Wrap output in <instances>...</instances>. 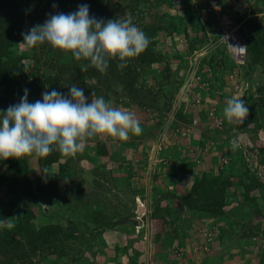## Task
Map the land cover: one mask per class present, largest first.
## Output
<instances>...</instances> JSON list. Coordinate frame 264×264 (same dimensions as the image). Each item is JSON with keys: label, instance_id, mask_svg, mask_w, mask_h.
<instances>
[{"label": "rangeland", "instance_id": "obj_1", "mask_svg": "<svg viewBox=\"0 0 264 264\" xmlns=\"http://www.w3.org/2000/svg\"><path fill=\"white\" fill-rule=\"evenodd\" d=\"M111 1L116 7L100 18L131 15L150 40L148 60L131 63L133 91L126 92L116 80L112 60L103 74L94 67L82 72L81 65L90 62L77 61L70 52L47 43L31 49L21 45L22 33L49 18L47 8L28 17L15 12L19 20L6 50L12 53L10 75H0V98L34 77L29 103L42 101V93L53 89L67 95L76 85L89 100L103 97L113 107L134 112L142 133H130L124 141L90 139L72 157L54 150L51 159L0 160V222L8 229L15 215L28 210L35 215V228L51 224L60 232L52 254L46 251L42 260L34 255L25 264H264V51L258 59L246 53L241 62L233 60L208 0ZM229 2L230 8L220 5L228 13L247 5L246 19L260 27L264 41V0ZM32 4L35 0L30 9ZM81 4L99 19L89 0L74 1L65 14ZM150 24L160 27L152 37L145 32ZM234 24L245 43L250 30ZM46 76H57L60 88L46 82L42 87ZM236 94L249 108L241 125L223 115ZM21 98H8L0 110ZM235 138L240 147L233 151ZM197 184L191 198L220 203L218 212L187 206L189 198H184ZM41 205L48 206L44 214ZM122 220L127 222L116 224ZM69 232L75 233L64 238Z\"/></svg>", "mask_w": 264, "mask_h": 264}, {"label": "clouds", "instance_id": "obj_2", "mask_svg": "<svg viewBox=\"0 0 264 264\" xmlns=\"http://www.w3.org/2000/svg\"><path fill=\"white\" fill-rule=\"evenodd\" d=\"M22 36L21 45L26 49L47 43L53 49L70 52L77 61H89L81 65L82 72L94 67L102 74L111 60H118L119 69L126 68L129 60L144 52L150 43L133 23L131 15L104 21L90 16L88 4L79 5L75 12L50 14L42 25L33 26ZM221 39L227 41L228 37ZM42 96V101L29 103L25 89L18 104L10 105L6 111L0 110V160L26 156L45 158L54 150L64 157H72L90 139L108 136L124 141L130 133L140 135L143 131L134 112L113 107L103 97L89 100L83 88L76 85L69 88L67 95L53 89L43 92ZM241 96L233 95L223 109L230 124L241 125L249 115ZM230 145L233 151L237 150L239 138L230 141Z\"/></svg>", "mask_w": 264, "mask_h": 264}, {"label": "trees", "instance_id": "obj_3", "mask_svg": "<svg viewBox=\"0 0 264 264\" xmlns=\"http://www.w3.org/2000/svg\"><path fill=\"white\" fill-rule=\"evenodd\" d=\"M81 2L84 3L87 0H51L49 4L42 5L40 0H35V4H32L31 9H30V2L31 0H0V75L4 73L5 77L8 75V70L10 67V62L12 61V53L9 51L7 52L6 50L9 49V41L11 40L12 37V27L14 26V23L19 20L18 16L16 15V11H20V14L24 13L26 17L31 16V15H36V13H42L43 11H47V8H50L52 15L57 14V13H65L68 9L69 6L74 2ZM209 2H216L219 5H224L226 4L228 8H230L231 4L229 0H208ZM226 1V3L224 2ZM235 1V0H234ZM89 3H91V6L95 9L96 13H98L99 19H104L100 18V15L106 13V10L114 6L116 7V2H112L111 0H89ZM55 5V7H54ZM247 5L243 6V9L241 10H236L233 8V12L231 13L233 15L234 21L240 25V28H248L250 30L249 36L245 38V45H246V52L252 57V58H257L260 56L262 51H264V41L262 40L260 36V27L255 24V22L251 19H246L245 16V9ZM20 8V9H19ZM23 8H27L29 12H23ZM153 24V23H152ZM151 25V24H150ZM146 25L145 26V32H151V37L154 36V34L157 33V31L160 30V27L156 30L152 27V25ZM152 27V30H151ZM16 29V28H15ZM12 31V32H11ZM261 49V50H260ZM149 53L151 52L149 50H145L142 52L139 56L132 58L128 62V66L124 69H119L118 68V60H112L110 63V67L116 68L115 73L113 74L116 80L122 85L123 89L126 90V92L130 93L131 90L133 91V83L134 80L133 78L136 76V73L134 72L135 69L131 68V63L134 61L140 63L141 60H148L146 58V55L148 56ZM3 57L6 59L4 60ZM262 57V56H261ZM263 58V57H262ZM264 62V58H263ZM66 66L62 68L63 72H66L68 76H70L69 69L65 68ZM18 77L22 76L20 72L16 73ZM17 76H13V78H16ZM12 78V79H13ZM11 79V78H9ZM11 79V81H12ZM10 82V81H9ZM36 79L34 77L33 80L26 81L25 83L23 82L22 88L20 90H14L13 87L11 88L10 92L7 94L5 92L4 97L0 98V104L5 103L8 98L11 99H16L24 96V90L27 89L29 92L35 91V86H36ZM48 83L52 87L55 88H60L59 86V80L57 76H46L44 80H41L40 85L44 87V83ZM13 83V82H12ZM11 83V84H12ZM33 86V88H31ZM264 86V82H263ZM91 87L92 86H88ZM44 88H38V91L43 90ZM22 90V92H20ZM135 91V90H134ZM20 92V93H19ZM50 92V91H49ZM261 105L263 104V101H260ZM7 109H5L6 111ZM52 153H50L45 159H51ZM41 160L44 158H40ZM40 190H42L44 184L42 185L39 183ZM17 185V184H13ZM197 185H193L190 190V194L184 198V200L188 201V207L190 208H195L197 205V209H200L202 211L206 210L209 211L211 214H215V209L217 210V206L221 205L218 203L217 205H212L214 204L211 203H206V202H198L191 198V196L196 192ZM251 189V186H249ZM197 197V195L195 194ZM247 197V196H246ZM5 211H7L5 209ZM47 208H42L40 209V213L44 214L46 213ZM154 212V210H153ZM213 212V213H212ZM11 215V213H9ZM8 215V216H9ZM14 224L13 227L8 229L3 226L0 227V264H25L27 259L30 257H35L39 259H44L45 252H49L52 254V249L50 246L53 244L54 240L58 238V235L60 232H56L55 227L51 224H39L40 226L35 228L34 220L35 215H33L32 211H22L21 215L19 216V213L15 215ZM127 222V220H122L121 222H117L116 224H124ZM12 225V224H11ZM75 232H69L66 234H63L64 238L66 237H71L74 235ZM40 256V257H39ZM40 260V261H41Z\"/></svg>", "mask_w": 264, "mask_h": 264}, {"label": "built area", "instance_id": "obj_4", "mask_svg": "<svg viewBox=\"0 0 264 264\" xmlns=\"http://www.w3.org/2000/svg\"><path fill=\"white\" fill-rule=\"evenodd\" d=\"M212 11L214 16L216 17V20L220 23L221 26H223L225 32L222 29V33L220 35V39L222 37L227 36V41L222 40L224 43L226 51L228 54L237 62H241L245 57L246 52V46L244 45L243 41L240 39L237 33L234 32L235 30V24L233 20V16H231L229 13H226L222 10L219 4L216 2H212ZM232 46H240L244 49H237L233 48Z\"/></svg>", "mask_w": 264, "mask_h": 264}, {"label": "water", "instance_id": "obj_5", "mask_svg": "<svg viewBox=\"0 0 264 264\" xmlns=\"http://www.w3.org/2000/svg\"><path fill=\"white\" fill-rule=\"evenodd\" d=\"M141 209H142L141 207H138V208H137V211H138V212H141V211H142Z\"/></svg>", "mask_w": 264, "mask_h": 264}, {"label": "bare ground", "instance_id": "obj_6", "mask_svg": "<svg viewBox=\"0 0 264 264\" xmlns=\"http://www.w3.org/2000/svg\"><path fill=\"white\" fill-rule=\"evenodd\" d=\"M139 207H141V205H140ZM141 210H142V209H141Z\"/></svg>", "mask_w": 264, "mask_h": 264}]
</instances>
